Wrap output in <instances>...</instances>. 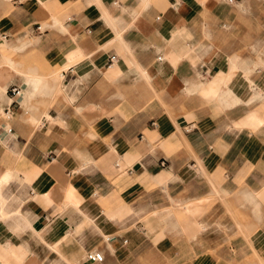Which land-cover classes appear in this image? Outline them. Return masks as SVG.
<instances>
[{
  "label": "crops",
  "instance_id": "0c3cea01",
  "mask_svg": "<svg viewBox=\"0 0 264 264\" xmlns=\"http://www.w3.org/2000/svg\"><path fill=\"white\" fill-rule=\"evenodd\" d=\"M248 2L0 0V264H264Z\"/></svg>",
  "mask_w": 264,
  "mask_h": 264
},
{
  "label": "rangeland",
  "instance_id": "374dc122",
  "mask_svg": "<svg viewBox=\"0 0 264 264\" xmlns=\"http://www.w3.org/2000/svg\"><path fill=\"white\" fill-rule=\"evenodd\" d=\"M241 1V0H238ZM247 9L246 12H241L238 9L234 8L235 14L255 16L256 20V36L255 38L244 37L241 39L242 49L241 56H253L257 59L258 53L264 50V3L261 0H249L248 4L245 6ZM243 24V21L241 22ZM227 28V27H226ZM255 42V46L254 43ZM255 48V50H254ZM226 264H260V261H252L249 259H243L240 262H226Z\"/></svg>",
  "mask_w": 264,
  "mask_h": 264
},
{
  "label": "built area",
  "instance_id": "2783aa9c",
  "mask_svg": "<svg viewBox=\"0 0 264 264\" xmlns=\"http://www.w3.org/2000/svg\"><path fill=\"white\" fill-rule=\"evenodd\" d=\"M235 0H226L228 4H233ZM158 60H161L158 58ZM108 67H112L116 63V57L114 55L109 57ZM19 93V90L16 87L10 89V94L16 96ZM152 125H155L152 123ZM103 254L97 251H89L84 255V260L88 263H102L103 262Z\"/></svg>",
  "mask_w": 264,
  "mask_h": 264
}]
</instances>
